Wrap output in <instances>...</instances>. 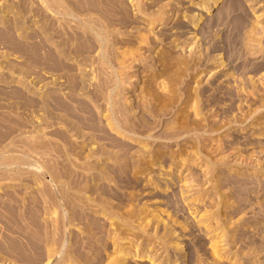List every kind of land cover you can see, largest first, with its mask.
<instances>
[{
  "label": "rangeland",
  "instance_id": "1",
  "mask_svg": "<svg viewBox=\"0 0 264 264\" xmlns=\"http://www.w3.org/2000/svg\"><path fill=\"white\" fill-rule=\"evenodd\" d=\"M84 1L0 0L2 34L51 45L77 71L29 66L0 39V264H264V0H241L240 42L229 0L196 28L183 21L199 0H162L155 29L158 6L127 0L137 19L113 53ZM50 30L99 40L62 56ZM71 94L95 118L46 121L43 101Z\"/></svg>",
  "mask_w": 264,
  "mask_h": 264
},
{
  "label": "bare ground",
  "instance_id": "2",
  "mask_svg": "<svg viewBox=\"0 0 264 264\" xmlns=\"http://www.w3.org/2000/svg\"><path fill=\"white\" fill-rule=\"evenodd\" d=\"M162 0H153L152 2H144L143 0H136V8L140 11V12H142V11H145L144 9H148V8H150V7H155V6H158V4L161 2ZM222 1L223 0H199V2L198 1H196V2H194L195 4L198 2L199 3V5H198V7H197V9L193 12L192 11V17H191V13L189 14H187V13H185V15H184V17H187V16H189L190 17V19L188 18V19H184V25L185 26H191L192 25V27L191 28H196L194 25L196 24V23H203V21L204 20H206V18H208V17H210L209 15H211V13L213 12V11H215V10H217L218 8H220V6H221V4H222ZM230 1V3H229V5H227L225 8H224V11H228V10H230V9H234L235 7H240V9H242L243 11L241 12V14H240V18H239V20H238V24H239V29H242L240 32V34H238V35H235V37H234V40H235V42L237 41V39H239V42L241 41V39H245V36L243 35V28H246L247 27V25H248V23H250V21H249V14L247 13V11H246V8H245V4H244V2L243 1H241V0H229ZM48 4V8H51V9H53L54 10V8H55V6H58V4H56V3H54V2H49V3H47ZM74 5V4H73ZM78 5V4H77ZM79 5H81V6H83V5H85V7L86 6H88V8L89 7H91V10L92 11H95L96 13H98L103 19H104V21H105V25L103 26L104 28H106V33L107 34H105V37H103V38H101V39H105V40H102V41H104L105 43H106V45H108L109 47H110V51H112V52H110V53H113V51H114V45H115V38H114V34L117 32V30H118V28L120 29V28H122V27H128L131 23H133V22H136L135 20L137 19V17L136 16H134L133 14H131L130 12H129V6H128V2H127V0H85L84 2H83V4H79ZM79 5H78V7H79ZM163 6V5H162ZM162 6L161 5H159L157 8H155L153 11H150L148 14H147V16H148V18H147V20H152V21H150V26H149V28L150 27H154V29H155V27H159V26H161L162 24H163V19L165 20V19H167L168 18V16H164V13H163V16L161 17H159V15L160 14H162V12H163V10L165 11V10H169L170 8L169 7H167V6H164V7H166V8H164V9H162ZM195 6V5H194ZM193 6V7H194ZM84 7V6H83ZM57 8V7H56ZM79 8H81V7H79ZM237 8H235L234 10H236ZM239 9V8H238ZM58 10V9H57ZM137 10V11H138ZM149 10V9H148ZM233 10V11H234ZM59 11V10H58ZM240 11V10H239ZM132 12V11H131ZM262 13H260L258 16H260ZM145 15H146V13H145ZM146 16V17H147ZM140 17V16H139ZM46 18H48V17H46ZM48 20H49V18H48ZM48 20L47 21H45V24L44 25H47V27H46V30H49V29H51L52 27H54L51 23V21H52V19L50 18V22H48ZM146 21V20H145ZM46 22H48L47 24H46ZM192 23V24H191ZM100 24V23H99ZM135 24V23H134ZM15 25H16V23H15ZM52 25V26H51ZM128 25V26H127ZM183 25V27H185ZM246 26V27H245ZM118 27V28H117ZM181 27L182 26H180V29H178V31H182V29H181ZM148 28V29H149ZM190 28V29H191ZM13 29V28H12ZM11 29V30H12ZM53 29V28H52ZM51 29V30H52ZM56 29V28H55ZM153 29V28H152ZM50 30V32H48L47 31V33H49V34H46V35H50V37L48 38V37H46V38H48L47 40H46V38H44L46 41H48V42H46L43 38V41L44 42H46V44L48 43V44H50L51 42H52V44L55 42L57 45L56 46H58V47H55V49L56 48H59L60 50H58V52L59 51H64V52H62V53H60V54H62V56H63V54L65 53L66 55H68V54H70V53H73V51L75 52L76 51V53L78 52V53H80V52H82V54H83V51H86L87 52V50H88V52L90 51V50H92V47H95L97 44L95 43V40H97V37L95 36V34L92 32V37L90 36V35H88V37H91L90 39H88V37L87 36H83L82 34H74L73 36H68V38H67V36L65 37V39H63V41H59L57 38L55 39L54 38V36L51 34L52 33V31ZM10 31V28H9V30H7V33L6 32H4V34H6V35H4V34H2L1 32H0V39L1 40H4L6 43H8V45H12L13 47L12 48H16V49H18V50H21L24 54V56L26 57L25 59H26V63H28L29 64V66H30V64L31 65H33V64H36V66H37V64H39V66L40 65H42V66H45V68L46 67H48V68H51V70L53 69H55L56 71H57V69H58V71L59 70H61V68H63L64 67V62L66 61H64L63 59H65V58H63L62 59V57L58 54V53H56L55 52V50H53L54 48V46L52 45V51L50 50V48H49V46H51V45H46V44H44V46L46 45V49H47V51H45L44 53H40L41 51H39V50H41V49H39L38 47H40V45H41V43H40V45H38V47H37V43L38 42H40V41H38L37 43H34V44H31L32 43V41L29 43V44H31L30 46H28L27 44L25 45H23V44H18L16 41H14L13 39H12V35L9 33V35H8V32ZM56 31H58L57 29H56ZM104 31V30H103ZM54 32H55V30H54ZM11 33H12V31H11ZM56 33V32H55ZM55 33H53V34H55ZM60 33V32H59ZM62 33V32H61ZM60 33V34H61ZM181 33V32H180ZM201 33V32H200ZM56 34H58V33H56ZM11 35V36H10ZM62 35V34H61ZM180 36V35H179ZM182 36V35H181ZM196 36V35H195ZM55 37H57V36H55ZM87 37V38H86ZM202 38V37H201ZM41 39V40H42ZM62 40V39H61ZM99 40V39H98ZM98 40H97V42H98ZM147 42L146 43H148V44H152V43H154L155 41H159V40H161L160 38H159V36L158 37H156V36H154L153 35V37H147ZM34 41V40H33ZM54 41V42H53ZM16 42V43H15ZM100 43V42H99ZM39 44V43H38ZM95 44V45H94ZM7 45V44H6ZM43 46V47H44ZM48 46V47H47ZM42 48V47H41ZM9 49V48H8ZM44 49V48H43ZM17 50V51H18ZM203 50V49H202ZM204 51H205V49H204ZM42 52H43V50H42ZM55 52V53H54ZM201 52V51H200ZM91 53V52H90ZM174 53V52H173ZM198 53V52H197ZM64 54V55H65ZM174 54H176V53H174ZM178 54V53H177ZM219 54H220V52H219ZM84 55V54H83ZM198 55V54H197ZM207 55V54H206ZM205 55V56H206ZM69 56V55H68ZM79 56H82V55H79ZM174 56L175 55H173V57L172 56H170L168 53L166 54H162L161 55V57H158V59H159V61L161 62V61H163V62H165L166 61V63H167V61H171V60H173V59H175V60H178L177 59V56H175V58H174ZM199 56V58H198V60L200 61V60H202V58H203V56L201 57V55L199 54L198 55ZM67 57V56H66ZM88 57V56H87ZM220 57H222V55H220ZM72 58V57H71ZM179 58V57H178ZM83 59V58H82ZM87 59V58H86ZM183 59H185V58H182L181 60H183ZM81 60V59H80ZM64 61V62H63ZM88 61V60H87ZM180 61V60H179ZM185 61V60H184ZM66 64L68 65L67 67L69 68L70 66H69V64L68 63H65V68H67L66 67ZM28 66V65H27ZM35 66V65H34ZM34 66H32V67H34ZM65 68H63L64 70H66L67 71V69H65ZM71 68V67H70ZM72 68H73V66H72ZM71 68V69H72ZM29 69V68H28ZM62 69V70H63ZM71 69H70V71H71ZM75 69V68H74ZM82 69V68H81ZM69 70V69H68ZM19 71V70H18ZM70 71H67V72H69V74H71V73H73V74H75L76 72L74 71V72H71L70 73ZM83 71V70H82ZM20 72V71H19ZM47 72V71H46ZM67 72H65V74L67 73ZM87 74V73H85V72H82V74ZM67 75V74H66ZM68 76V75H67ZM70 76V75H69ZM73 76V75H72ZM72 76H70V78L72 77ZM76 76H78L77 74L75 75V77ZM84 76V75H83ZM86 76V75H85ZM75 77H73L74 78V80H73V78H68V79H70L71 81H74L73 82V84H77V83H79V82H77L76 83V81H75ZM77 78H79V77H77ZM79 80V79H78ZM77 80V81H78ZM80 80H82V79H80ZM69 81V80H68ZM72 83V82H71ZM71 83H69V84H71ZM80 83H81V81H80ZM57 84V83H56ZM63 84H64V82H63ZM72 84V85H73ZM71 85V86H72ZM80 85V84H79ZM79 85H75V87L74 88H72V89H77V87H79ZM71 86H69V87H71ZM77 86V87H76ZM80 88L82 89V87L80 86ZM68 89H70V88H68ZM81 89H79L80 91H82ZM71 90V89H70ZM74 90V91H75ZM72 91V90H71ZM70 91V92H71ZM73 92V91H72ZM76 92V91H75ZM74 94V93H73ZM73 94H71L72 96L71 97H73L75 94H78V93H75L74 95ZM54 97V96H53ZM53 97H52V99H53ZM75 97V96H74ZM74 97L72 98L73 99V102L72 103H70L71 101H72V99H68V100H71V101H68V100H66V99H63V98H61L60 96H55V98H54V100L53 101H55V102H53V103H51V98H50V101L47 99V100H44L43 102V106L41 105V107H42V110H43V112H44V117H45V120L46 121H52V120H54V119H59L60 120V118H61V115L59 114V113H55L54 112V109H60L61 111H62V113H63V115H66V117H67V115H70V117L71 116H73L75 119H76V121L75 122H86V120H84V116H88L89 117V115H86V114H91V104H90V107L88 106V104H89V101H87V102H85V101H83V100H81V103H79L80 105H78V106H73L74 104L73 103H75L76 102V98L74 99ZM78 100V99H77ZM31 101V100H30ZM75 101V102H74ZM80 101V100H79ZM31 102H33V101H31ZM77 103H78V101H77ZM91 103V102H90ZM42 104V103H41ZM34 105V104H33ZM79 111L80 112H83V113H85V115H83V114H81V113H79ZM62 115V116H63ZM83 115V116H82ZM92 116H95L94 114L92 115ZM91 116V117H92ZM91 117H89V118H91ZM72 118V117H71ZM93 118H95V117H92L91 119L93 120ZM62 119V118H61ZM64 120H67L68 121V119L66 118H63ZM62 119V120H63ZM73 119V118H72ZM74 119V120H75ZM86 119V118H85ZM89 119L87 118V121H88ZM66 122V121H65ZM70 122V121H69ZM88 122H90V120L88 121ZM93 122V121H92ZM87 123V122H86ZM85 123V124H86ZM91 123V122H90ZM89 123V124H90ZM68 124V123H67ZM70 124H71V122H70ZM70 124H68V125H70ZM75 125V124H74ZM47 126H49V125H47ZM83 126V125H82ZM89 128L91 129V127H90V125H89ZM58 131V130H57ZM58 133L60 134V132L58 131ZM57 133V134H58ZM58 134V135H59ZM60 135H62V134H60ZM9 211L11 212L10 213V215L11 214H13L15 217H17L18 218V213L16 214V212L14 213L12 210H10L9 209ZM12 215V216H13ZM13 216V217H14ZM14 217V218H15ZM19 217H20V215H19Z\"/></svg>",
  "mask_w": 264,
  "mask_h": 264
}]
</instances>
